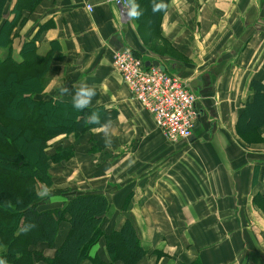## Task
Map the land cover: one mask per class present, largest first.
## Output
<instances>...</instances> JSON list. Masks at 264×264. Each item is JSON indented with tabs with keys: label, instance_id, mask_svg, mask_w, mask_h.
<instances>
[{
	"label": "crops",
	"instance_id": "0c3cea01",
	"mask_svg": "<svg viewBox=\"0 0 264 264\" xmlns=\"http://www.w3.org/2000/svg\"><path fill=\"white\" fill-rule=\"evenodd\" d=\"M27 14L12 56L47 26L37 41L49 57L41 94L72 103L86 83L96 91L87 108L116 112L110 145L94 124L67 140L76 194L110 202L102 228L132 223L146 251L139 264H264V127L248 143L236 131L251 81L264 83V0H169L158 29L141 32L137 20L118 19L111 0H39ZM123 49L187 81L198 111L189 140L168 143L131 99L112 65ZM93 250L103 253V243Z\"/></svg>",
	"mask_w": 264,
	"mask_h": 264
},
{
	"label": "trees",
	"instance_id": "16d2710c",
	"mask_svg": "<svg viewBox=\"0 0 264 264\" xmlns=\"http://www.w3.org/2000/svg\"><path fill=\"white\" fill-rule=\"evenodd\" d=\"M10 1L0 0V50L6 51L0 57V261L5 264H139L146 251L132 223L126 221L111 231L102 228L110 209L104 195L77 193L61 202L62 205L40 209L38 184L50 187L51 166L66 157L65 148L48 153L47 142L58 136L78 137L96 126L91 127L93 124L84 119L92 109L77 111L72 103L41 94L46 85L49 57L38 53L37 41L46 25L38 26L35 34L27 36L18 59L12 56V42L29 18L27 13L36 10L39 0H15L12 7ZM136 2L143 12L137 20L140 32L141 27L157 30L163 12L153 14L152 0ZM149 41L150 37L144 42ZM250 86L253 95L245 102L236 121V131L247 143L264 127V83L253 79ZM50 111L66 112L60 121L64 126L50 124ZM115 117V111L105 110L100 120L103 123ZM28 225L35 226L26 231ZM63 226L66 231L61 239ZM100 243H103V253L93 250ZM46 248L54 249L52 257L44 256Z\"/></svg>",
	"mask_w": 264,
	"mask_h": 264
},
{
	"label": "built area",
	"instance_id": "2783aa9c",
	"mask_svg": "<svg viewBox=\"0 0 264 264\" xmlns=\"http://www.w3.org/2000/svg\"><path fill=\"white\" fill-rule=\"evenodd\" d=\"M117 7V17L121 18L122 5L111 0ZM92 11L91 7H87ZM113 68L119 73L129 90L130 97L136 101L152 118L155 128L168 143L186 141L193 135L198 111L195 107L197 97L182 77L168 74L152 66H146L143 58L130 49L114 53Z\"/></svg>",
	"mask_w": 264,
	"mask_h": 264
},
{
	"label": "rangeland",
	"instance_id": "374dc122",
	"mask_svg": "<svg viewBox=\"0 0 264 264\" xmlns=\"http://www.w3.org/2000/svg\"><path fill=\"white\" fill-rule=\"evenodd\" d=\"M50 113L48 114V121L52 126H64L63 124H60V121L65 118L66 112L62 111L54 113L50 111ZM60 139L61 138L56 137L47 142L48 153L58 150L59 147L65 148L66 157L63 161L51 166V186L48 187L49 195L45 197L39 196V202L41 203L40 209H46L59 205L63 200H67V198L71 195L76 194V191H74L76 184L75 176H73L72 173H68L69 171H67V169H64V167L72 166L74 164L72 159L74 157L75 143L73 142V139L68 142V137L62 138L66 140V144L64 146ZM56 146H58L57 149H55ZM43 187L44 185L42 183L38 184V192H40ZM107 224L108 222H106V225ZM44 254L45 256L50 257L52 256V250L46 251Z\"/></svg>",
	"mask_w": 264,
	"mask_h": 264
},
{
	"label": "clouds",
	"instance_id": "9594fccd",
	"mask_svg": "<svg viewBox=\"0 0 264 264\" xmlns=\"http://www.w3.org/2000/svg\"><path fill=\"white\" fill-rule=\"evenodd\" d=\"M118 2L122 5L120 12L121 18L127 20H139L143 15V12L140 9V5L136 2V0H118ZM167 9V4L164 3V0H152V12L156 14L158 12H165ZM69 89L67 87L61 88L62 93H67ZM96 95V91L94 87L87 85L86 83H81L79 88L75 91L72 98V107L77 111H82L86 109L93 97ZM85 122L89 124L99 125V128L96 131L103 132L105 136V144L106 146L110 145L111 141L108 137L111 134L112 126L111 121L106 120L101 123L100 115L98 112H91L90 115H86L84 117ZM40 197H45L49 195V189L47 186H44L40 192H38ZM35 225H28L25 229L26 231ZM0 264H5L4 261H0Z\"/></svg>",
	"mask_w": 264,
	"mask_h": 264
},
{
	"label": "water",
	"instance_id": "95a60500",
	"mask_svg": "<svg viewBox=\"0 0 264 264\" xmlns=\"http://www.w3.org/2000/svg\"><path fill=\"white\" fill-rule=\"evenodd\" d=\"M147 65H152L151 63H146ZM156 65H157V63H156Z\"/></svg>",
	"mask_w": 264,
	"mask_h": 264
}]
</instances>
